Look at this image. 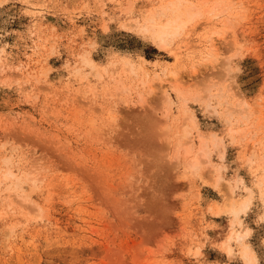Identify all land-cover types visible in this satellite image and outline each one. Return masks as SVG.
<instances>
[{
  "label": "rangeland",
  "instance_id": "374dc122",
  "mask_svg": "<svg viewBox=\"0 0 264 264\" xmlns=\"http://www.w3.org/2000/svg\"><path fill=\"white\" fill-rule=\"evenodd\" d=\"M243 244L264 264V0H0V264Z\"/></svg>",
  "mask_w": 264,
  "mask_h": 264
},
{
  "label": "bare ground",
  "instance_id": "6f19581e",
  "mask_svg": "<svg viewBox=\"0 0 264 264\" xmlns=\"http://www.w3.org/2000/svg\"><path fill=\"white\" fill-rule=\"evenodd\" d=\"M188 15L192 16L191 13H188ZM182 24L183 23L179 22V19L177 18H167L165 22L157 25L156 28L150 24L148 25V27L153 28L152 37L157 40L159 44H163L166 42L168 37H170L172 34L177 33L179 27ZM148 27L145 26L144 29L147 31ZM234 211H239V209L235 208ZM228 251L231 252V249L228 248ZM241 254L242 257L245 259L246 264H256L257 258L255 256V253L248 244H243Z\"/></svg>",
  "mask_w": 264,
  "mask_h": 264
}]
</instances>
